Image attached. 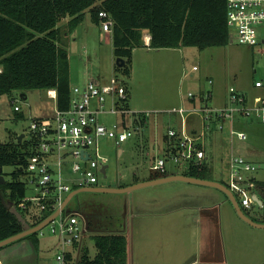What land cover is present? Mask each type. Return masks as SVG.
<instances>
[{"label": "rangeland", "instance_id": "374dc122", "mask_svg": "<svg viewBox=\"0 0 264 264\" xmlns=\"http://www.w3.org/2000/svg\"><path fill=\"white\" fill-rule=\"evenodd\" d=\"M68 21L69 18L62 19L56 26L59 31L56 45L67 53L69 88L81 86L87 80L97 79L98 76H101L102 80H107L114 74L110 32H101L99 26L91 22L89 10L83 12L81 22L74 29H67ZM146 50L144 48L133 50L130 77L125 79V86L130 93L126 106L133 112L145 113L147 116L145 120L147 126L143 132L145 135L119 145L107 138L98 139V153L107 160L105 177L98 175L99 187H120L132 182L134 177L155 175L150 167L153 158L156 157L165 158L167 174L187 173L185 165H177L170 160L167 155V145L170 142L164 139L168 128L178 130L180 127L179 117L171 113V109L191 107L188 105L187 94H193L197 100L199 94L208 93L211 101H207L205 105L210 108L229 106V87L238 89L237 91L245 96L246 103L249 102L250 105H254L257 98H264V89L253 87V81L264 74V58L260 55L264 50L258 45L249 48L234 41L228 42L224 47L204 50L192 47ZM193 66L197 71L189 73ZM208 81H211L210 85ZM21 94L24 95V99L20 97ZM196 100L194 105L198 106ZM14 106L19 108L18 114L22 117L17 118L13 111ZM54 108L55 100L40 90L13 92L1 96L0 142L15 141L20 134L24 135L22 140L27 141L30 122L33 119L52 116ZM99 120L107 125L115 122L112 116H100ZM199 123L196 117H191L188 126L192 125V128L198 130ZM230 128L234 132L244 131L246 140L239 142L235 135H229ZM221 136L224 137L222 143L219 138ZM204 144L209 166L208 178L211 181L226 184L230 155L246 157L252 163L259 164L260 169L254 177L264 181V124L259 123L254 117L250 119L235 117L223 122V131L211 134L210 137L206 135ZM118 150L123 152L120 156ZM4 169L9 172L12 168ZM147 188L162 191L173 208L168 207V210H171L164 216L161 229L153 228L158 226L155 219V222H148L147 226L141 229L148 232L149 238L161 236L172 240L182 239L183 244L168 245L165 255L158 259L156 257L158 246L151 242L147 246L148 257L145 264H181L176 261L177 258L171 257L177 252L182 253L184 259L188 255L191 257L197 237L207 234L203 231V223L195 219L198 216L197 207L208 205L212 201L215 205L213 204L211 213L215 214L217 224L211 228V237L216 241L222 239L226 249V262L234 264L231 258L235 255L238 264H253L254 260L259 258L256 257L258 254L259 256L264 254V229H252L239 221L232 214L231 204L226 200V196L216 189L180 181ZM138 192L141 191L123 194L78 193L71 198L63 213L77 215L81 223L88 221L89 237L97 234H118L129 238L127 215L124 212L128 210V202L130 204ZM196 192L198 194L206 192V198L201 200L195 198ZM36 194L37 192L28 189L25 197H36ZM207 198L211 201H207ZM244 213L251 219L261 217V210L257 211L256 207ZM40 231L37 238L42 246V257L46 259V263H51L57 251V247L56 249L53 247V244H56L54 240L56 237L51 235L46 227ZM86 244L88 253L93 256L94 248L90 238L86 239ZM81 249L82 246L80 251ZM182 264H187V261Z\"/></svg>", "mask_w": 264, "mask_h": 264}, {"label": "built area", "instance_id": "2783aa9c", "mask_svg": "<svg viewBox=\"0 0 264 264\" xmlns=\"http://www.w3.org/2000/svg\"><path fill=\"white\" fill-rule=\"evenodd\" d=\"M97 18L100 31L110 32V17L100 11ZM225 19L229 42L235 41L249 48L258 45L264 50V0H225ZM148 42L149 38H143L145 46H148ZM260 55L264 58V51ZM195 71L197 68L193 66L189 73ZM207 83L210 85L211 81ZM253 87L264 89V74L253 81ZM46 94L55 100L54 91ZM193 96L189 93L187 99L192 100ZM209 98L208 93L200 94L197 96L198 106L179 107L170 111L179 117L180 127L178 130H167L165 139L170 142L167 155L174 164L185 165L186 172L194 170L199 174L204 168H209L205 136L221 131L222 122L235 117H254L264 124L263 97L257 98L256 103L250 105L246 103L243 94L229 87V106L207 107L205 103ZM127 99L124 79L113 74L105 81L94 79L81 86H74L69 90L66 110L60 111L55 107L52 116L33 119L28 127L27 139L32 154L21 170V179L26 190L32 189L37 194L36 197H24L18 208L24 210L28 207L30 212L51 210L53 213L70 192L99 187L98 175L105 177L107 160L98 153V139L107 138L119 145L139 136L146 124V114L131 111L126 106ZM13 111L19 112V108L14 106ZM100 116H112L115 122L104 124L99 120ZM191 117L200 121L198 130L188 126ZM142 121L143 125H140ZM229 133L239 141L246 139L244 133L234 132L231 128ZM230 156L227 163L228 178L224 186L231 192L243 213L254 207L257 211L261 210L263 194L260 181L254 177L260 165L241 156ZM150 169L164 176L165 158H155ZM64 209L45 226L57 238L58 245L50 264H69L67 255L73 248H76L73 257L74 262H77L82 240L88 232L86 223H81L75 214H62Z\"/></svg>", "mask_w": 264, "mask_h": 264}, {"label": "trees", "instance_id": "16d2710c", "mask_svg": "<svg viewBox=\"0 0 264 264\" xmlns=\"http://www.w3.org/2000/svg\"><path fill=\"white\" fill-rule=\"evenodd\" d=\"M86 10L97 26L100 11L110 17L112 54L114 60L124 62L122 68L113 65V73L124 81L130 77L135 49L204 50L224 47L229 42L225 0H0V97L28 90L54 91L56 109H67L68 59L65 50L56 45L59 34L56 26L69 18L67 29H74ZM144 32L149 37L148 46L143 44ZM21 98L24 99L23 94ZM194 100L195 96L191 101ZM15 113L17 118L22 117ZM31 154L27 141L0 142V176L4 179L0 184V241L22 231L8 205L16 209L29 227L52 214L51 210L30 212L28 207L18 208L26 192L21 170ZM6 167H11V171L6 172ZM208 174L207 167L199 174L194 170L185 173L188 177L210 180ZM259 185L263 204L261 217L256 221L264 224V181ZM38 234L21 240H29L36 248ZM90 240L93 256L87 249H81L74 262L76 248H73L67 255L69 264H127L125 236L97 234L90 236Z\"/></svg>", "mask_w": 264, "mask_h": 264}, {"label": "crops", "instance_id": "0c3cea01", "mask_svg": "<svg viewBox=\"0 0 264 264\" xmlns=\"http://www.w3.org/2000/svg\"><path fill=\"white\" fill-rule=\"evenodd\" d=\"M145 37L149 38L147 34H145ZM146 51H148V50H146ZM154 51H157V50H154ZM253 73H254V71H253ZM97 79L102 80L101 76H98ZM103 81H105V80H103ZM240 92H242V91H240ZM128 94L130 97V93H128ZM195 100H194V102H195ZM187 101H188V105H190V106L194 105L193 101L188 100V99H187ZM196 101H197V104H199L198 100H196ZM208 101H211V96H210ZM223 106L224 105H222V106L220 105L218 107L215 106L212 108H220ZM172 109H174V108H172ZM189 121H190V119L188 120V122ZM179 125H180V122H179ZM146 126L147 125L144 126L143 132H145ZM191 126L192 125H190L189 127H191ZM168 129H172V128H168ZM222 131H223V122H222V130L221 131L212 132V133L208 134V136L210 137L211 134L214 135V133H221ZM143 132L139 136H136L135 138L145 135ZM240 132L244 133L246 136V133L244 131L241 130ZM229 135H230V133H229ZM219 138H220V142L222 143L224 141V137L221 136ZM239 142H242V141H239ZM117 153H118V156H120L123 152H122V150H118ZM156 158H161V157H156ZM244 158L246 160H249L246 157H244ZM154 159L155 158H153V160ZM207 160H208V158H207ZM173 175H185V174L184 173L183 174H177V173L167 174L166 173L164 176H173ZM164 176H160V175L155 173V175H153V174H150L148 176L144 175L141 178H135L134 177L133 181L130 182L129 184H126V185H123L120 187L118 186V187H107V188H124V187L131 186L133 184H136V183L147 182V181L155 180V179H158V178H161ZM172 182H175V181H172ZM168 183H170V182H168ZM159 185H162V184H158V185H154V186L158 187ZM197 186H199V185H197ZM149 187H152V186H149ZM203 187H205V186H203ZM208 188H210V187H208ZM148 189H150V188L143 187V188L132 190V191H141V192H138L137 194H135V196H134L135 198L133 201L130 202V204L128 202V210L126 212H124L127 215V225L129 227V238L125 236V238H126L127 264H145V260L148 257L147 246L151 242H153L155 245L158 246V253L156 255V257L158 259H161L163 257L162 255H165V252L169 248L168 245L175 244L176 246H182V244H183L182 239L181 240H172L169 238L166 239V238L161 237V236H156L155 238H149V236H147L148 232L143 231L141 229V228L147 226L148 222L149 223L155 222L154 219L156 220L155 224H157L158 226L153 227V228H155L157 230L161 229L163 226L164 216H166L169 213V211L171 210V209L168 210L170 203H168V200L163 195L162 191H160V190L152 191V190H148ZM129 192H131V191H129ZM126 193H128V192H126ZM195 198L200 199V200L205 199L206 198V192L204 194H198V192H196ZM209 198H207L206 200L211 201ZM130 199H132V197H130ZM213 204L215 205V203H213V201H212L208 205L203 204V205H199L197 207L198 216H196L195 219H196V221H199V222L201 221V223H203V225H204L203 231H206L207 234L203 237H200V236L197 237L196 246L194 248V253L191 257L188 255V257L186 259H184V255L182 253H178V252L174 253L173 256H171L172 258H177L176 261L181 262V264L185 261H187V264H228L226 262V249H225V246H224L222 239H220L219 241H216L215 238L211 237V235H212L211 228L213 229L214 226H216V224H217L216 223L217 219H216L215 214L213 212L211 213V209H213V207H214ZM171 208H173V207H171ZM231 211H232V214L237 219H239L237 217V215L235 214L232 207H231ZM252 220L254 222L258 223L256 221L258 219H252ZM239 221L243 222L240 219H239ZM243 223L252 229L261 230L258 228H254V227L246 224L245 222H243ZM86 225H87L88 232H89L88 221H87ZM158 233H160V232H158ZM87 235H88V233L85 235L86 237L84 236L81 246H82V249H87V251L89 252L87 244H86V239H89L90 237ZM135 235H136V237H135ZM54 240H55L56 244H53V247H55V249H56L57 240H56V238H54ZM41 251H42V246L39 243V238L37 241V247L36 248L33 246V244L29 240H18L12 244H9L5 247L0 248V264H50V263H46L47 261H46V259H44V257H42ZM253 253H251V254H253ZM256 257H259V258L257 260H254L253 264H264V254H261L260 256L258 254V256H256ZM256 257H252V258L254 259ZM173 260H175V259H173ZM231 262H233L234 264H238L239 261L236 259V256L233 255V257L231 258Z\"/></svg>", "mask_w": 264, "mask_h": 264}, {"label": "water", "instance_id": "95a60500", "mask_svg": "<svg viewBox=\"0 0 264 264\" xmlns=\"http://www.w3.org/2000/svg\"><path fill=\"white\" fill-rule=\"evenodd\" d=\"M114 65L117 68H122L124 65V62L122 59L116 58L114 60ZM21 95H20V97H21ZM23 137H24L23 134H20L19 136L16 137V141L18 144L21 143ZM105 167H103L101 169L102 173L104 172ZM172 181H180V182H184V183H188V184L205 186V187H210V188L218 190L220 193H222L223 195L226 196V198L229 201V203L231 204V207L233 208L235 214L237 215V217L240 220H242L243 222H245L246 224H248L254 228L264 229V224L254 222L251 218H249L248 216H246V214L243 213V211L238 206V204H237L235 198L233 197V195L231 194V192L223 184L213 182L210 180H202V179H198V178H192V177H188L185 175H173V176H164V177H161V178H158L155 180H151V181H147V182L136 183V184H133L131 186L124 187V188L95 187V188H80V189L74 190V191L70 192L68 195H66V197L63 199L60 207L56 211H54L51 215L46 217L42 222H40L38 225H36L34 227H29V225L24 221V219L21 217V215L16 211V209L14 207H11L8 205L7 207L9 209V213L12 214L16 218V220L20 223L22 231L16 235H13L11 237H8V238L0 241V248L5 247L9 244H12L18 240H21L26 236H29L31 234L39 232L48 223H50L59 214V212L64 209V207L68 204V202L71 200V198L78 193L89 192V193H102V194H106V193L122 194V193H126L129 191L135 190V189L154 186V185H158V184H164V183H168V182H172ZM2 183H4V179L2 178V176H0V184H2ZM257 203L260 204L258 201H257Z\"/></svg>", "mask_w": 264, "mask_h": 264}]
</instances>
